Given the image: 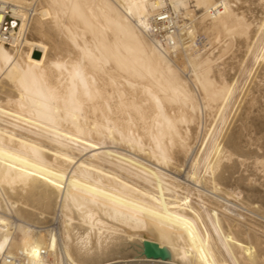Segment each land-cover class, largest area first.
I'll return each instance as SVG.
<instances>
[{"label": "bare ground", "instance_id": "1", "mask_svg": "<svg viewBox=\"0 0 264 264\" xmlns=\"http://www.w3.org/2000/svg\"><path fill=\"white\" fill-rule=\"evenodd\" d=\"M7 10L0 264H264V0Z\"/></svg>", "mask_w": 264, "mask_h": 264}, {"label": "built area", "instance_id": "2", "mask_svg": "<svg viewBox=\"0 0 264 264\" xmlns=\"http://www.w3.org/2000/svg\"><path fill=\"white\" fill-rule=\"evenodd\" d=\"M19 26L20 20L7 10L4 16L0 17V42L10 45L13 37L18 34Z\"/></svg>", "mask_w": 264, "mask_h": 264}, {"label": "rangeland", "instance_id": "3", "mask_svg": "<svg viewBox=\"0 0 264 264\" xmlns=\"http://www.w3.org/2000/svg\"><path fill=\"white\" fill-rule=\"evenodd\" d=\"M29 138H31V137H29ZM31 139H34V138H31ZM40 140H44L45 138H39ZM45 144H46V142H45ZM49 148H52V145L51 144H49V143H47L46 144ZM106 147H116L115 145H112V144H107L106 145ZM90 154V153H89ZM82 157V159H85L86 157H87V155H77V159L78 158H81ZM106 168L107 169H112L111 167H109V166H106ZM123 176H125V177H127L128 179H129V181L130 182H132L133 183V177H128L127 175H125V174H123ZM30 233V229L29 228H24V230H23V232H19L18 233V237H20V236H27L28 234ZM127 254V255H126ZM125 255L123 254H121L120 256V258H117L116 260H120V261H122L120 264H133V261H131V260H133V251H131V252H127ZM11 255H12V257H16V258H18L19 257V255L18 254H16V251H14V248H11ZM123 256V257H122ZM125 257V258H124ZM19 259L23 262V263H25V264H27V263H29L30 261H33L32 259H29V258H22V256H20L19 257ZM4 260H5V258L2 256V255H0V261L2 262H4ZM128 260H129V262H128ZM128 262V263H127ZM119 264V263H118ZM135 264V263H134ZM137 264V263H136Z\"/></svg>", "mask_w": 264, "mask_h": 264}, {"label": "water", "instance_id": "4", "mask_svg": "<svg viewBox=\"0 0 264 264\" xmlns=\"http://www.w3.org/2000/svg\"><path fill=\"white\" fill-rule=\"evenodd\" d=\"M147 259L169 260L170 251L167 248H161L158 244L145 241L143 242V253Z\"/></svg>", "mask_w": 264, "mask_h": 264}]
</instances>
